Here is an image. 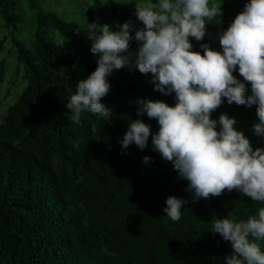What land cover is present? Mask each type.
Returning <instances> with one entry per match:
<instances>
[{"label":"trees","instance_id":"16d2710c","mask_svg":"<svg viewBox=\"0 0 264 264\" xmlns=\"http://www.w3.org/2000/svg\"><path fill=\"white\" fill-rule=\"evenodd\" d=\"M92 1L97 19L107 21L101 25H131L126 55L134 64V14L114 1ZM219 2L220 28L207 30L201 41L190 37L193 51L203 54L201 44L222 51L220 34L250 0ZM0 15L8 29L0 51L6 40L12 43L15 73L23 80L0 122V264H225L233 249L212 231L213 218L246 220L264 204L235 190L193 202L185 191L188 182L154 149L151 136L143 150L121 146L137 119L153 133L159 130L157 120L137 116L138 99L174 106L175 93L156 91L151 74L125 66L108 77L111 87L101 100L112 110L111 119L85 111L76 124L66 104L98 60L90 51L88 25L65 19L47 8L46 0H0ZM5 73L2 59L0 83ZM233 75L243 82L238 66ZM256 107L229 105L224 98L211 118H235L234 127L253 148H264V136L253 130ZM169 196L188 200L178 222L163 211Z\"/></svg>","mask_w":264,"mask_h":264},{"label":"clouds","instance_id":"9594fccd","mask_svg":"<svg viewBox=\"0 0 264 264\" xmlns=\"http://www.w3.org/2000/svg\"><path fill=\"white\" fill-rule=\"evenodd\" d=\"M136 17L144 25L137 30L138 55L134 64L126 55L132 36L131 25L118 31L107 24H88L91 53L98 57L97 68L78 82L76 93L66 108L71 120L81 123V114L90 111L108 121L112 110L101 103L110 90L108 77L113 70L135 67L142 75L151 74L155 90L175 93L176 103L138 99L137 116L157 120L159 130L140 119L130 123L121 146L135 144L143 150L151 136L154 149L173 164L179 178L188 182L185 191L193 202L238 191L264 204V148H253L235 118L221 114L211 118L227 99L229 105H256L258 122L254 133L264 136V0H250L219 36L222 51L201 44L203 54L193 51L190 37L201 41L206 24L219 23L220 4L210 0H149L136 3ZM243 82L233 75L237 70ZM247 84L251 86L248 95ZM219 127V130H217ZM145 156L143 163H149ZM188 200L169 196L163 211L173 222L181 219ZM212 231L231 243L233 252L225 264H264V207L258 215L238 220L234 216L213 218Z\"/></svg>","mask_w":264,"mask_h":264},{"label":"rangeland","instance_id":"374dc122","mask_svg":"<svg viewBox=\"0 0 264 264\" xmlns=\"http://www.w3.org/2000/svg\"><path fill=\"white\" fill-rule=\"evenodd\" d=\"M22 4H25V0H19ZM106 5L110 2H115L128 8L134 17L130 19L133 30L143 29L144 25L136 17V3H147L149 0H103ZM155 2V0H152ZM220 4L219 0H210V4ZM47 8L57 11L61 16L67 20H76L86 25L91 23H101L107 22L105 18L97 19L94 13V5L92 0H46ZM221 5V4H220ZM222 10V6H221ZM107 12V11H106ZM26 14V12H24ZM220 22L216 23L209 22L206 24L207 30H218L221 26V16L217 18ZM102 21V22H101ZM24 22L28 23L27 17H25ZM113 31H118L120 26L115 24L110 27ZM8 33V29L4 26L3 19L0 15V39ZM62 42H67L64 38L59 36ZM4 59L6 62V73L4 80L0 83V122L3 121L4 113L9 106V104L14 100L21 86L23 85V80L19 74L15 73L17 67V59L14 55V48L9 40H6L4 48L0 51V62Z\"/></svg>","mask_w":264,"mask_h":264}]
</instances>
